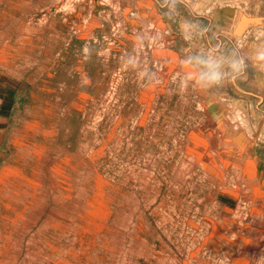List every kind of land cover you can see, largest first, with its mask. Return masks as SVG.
<instances>
[{"label":"rangeland","instance_id":"1","mask_svg":"<svg viewBox=\"0 0 264 264\" xmlns=\"http://www.w3.org/2000/svg\"><path fill=\"white\" fill-rule=\"evenodd\" d=\"M259 51L264 0H0V264H264Z\"/></svg>","mask_w":264,"mask_h":264},{"label":"clouds","instance_id":"2","mask_svg":"<svg viewBox=\"0 0 264 264\" xmlns=\"http://www.w3.org/2000/svg\"><path fill=\"white\" fill-rule=\"evenodd\" d=\"M254 55L256 60L264 62V51L256 52ZM204 63L208 70L202 75V79L209 85L218 83L222 79L219 71L220 61L213 62L212 60H208ZM229 66L234 74H239L243 70L244 63L242 59H232L229 61ZM262 67H264V65H262Z\"/></svg>","mask_w":264,"mask_h":264}]
</instances>
